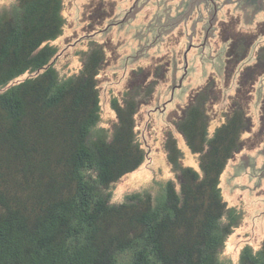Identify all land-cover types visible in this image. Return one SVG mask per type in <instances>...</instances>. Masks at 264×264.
I'll return each mask as SVG.
<instances>
[{
	"label": "trees",
	"instance_id": "obj_1",
	"mask_svg": "<svg viewBox=\"0 0 264 264\" xmlns=\"http://www.w3.org/2000/svg\"><path fill=\"white\" fill-rule=\"evenodd\" d=\"M63 0L0 5V264H264V238L223 254L242 212L223 196L221 175L242 149L250 117L239 102L210 130L213 79L189 94L172 125L196 165L183 164L176 135L163 148L174 178L113 202V186L146 150L136 128L153 86L111 96L102 125L94 40L74 72L56 65ZM134 71V70H133ZM146 88V89H145Z\"/></svg>",
	"mask_w": 264,
	"mask_h": 264
},
{
	"label": "rangeland",
	"instance_id": "obj_2",
	"mask_svg": "<svg viewBox=\"0 0 264 264\" xmlns=\"http://www.w3.org/2000/svg\"><path fill=\"white\" fill-rule=\"evenodd\" d=\"M9 1L0 0V5ZM133 1L63 0L65 25L52 42L59 51L56 65L72 73L80 65L82 51L90 46L89 40L100 43L106 53L98 75L101 123L105 126H110L115 117L109 106L111 96L121 95L131 85L154 88L150 102L140 106L136 115L146 159L136 171L115 183L113 202L122 201L133 190L150 186L157 189V182L175 179L163 148L167 131L177 137L183 164L197 167L196 156L186 150L172 125L176 110L187 103L191 92L213 79L208 95L211 131L236 102L246 107L250 128L243 130L242 149L228 161L221 175L227 204L242 212L223 249L225 256L236 257L241 246H259L264 238V0L251 4L248 0H218L217 24L206 40L209 18L204 8V22L195 25L200 14L189 11L186 4L179 5L180 0H160L159 4L147 0L140 11L134 8V14L121 22ZM170 6L175 8L172 14L176 17L167 21ZM114 20L118 23L112 25ZM231 41L238 56L243 47L247 54L243 61L235 63L232 59L226 67ZM256 56L259 60L254 63Z\"/></svg>",
	"mask_w": 264,
	"mask_h": 264
},
{
	"label": "flooded vegetation",
	"instance_id": "obj_3",
	"mask_svg": "<svg viewBox=\"0 0 264 264\" xmlns=\"http://www.w3.org/2000/svg\"><path fill=\"white\" fill-rule=\"evenodd\" d=\"M252 1L253 0H248L247 1V4H251L250 2H252ZM254 1H256V0H254ZM257 1L259 2V0H257ZM146 2H147V0H134L133 1V4H131L129 10L126 11V12H124L122 18L119 19V20L121 22H123V20H125L127 17H129L130 15H133L134 13H132V11L134 10V8L136 9V11L137 10L140 11L145 6V3ZM155 3L159 4L160 3V0H155ZM178 4L181 5V6H182V4H186L188 6V9H190V8L192 9V10L191 9L189 10L191 12L198 11V14H200V16L198 18H196V20L194 22L195 25H198V23L200 21H203L204 22V18L202 17V9L201 8H204L206 10L205 13L207 14V16L209 18L208 19V22L205 25V36H204V40H206V36L207 37L209 36L208 34L215 29V25L217 24V22H215L216 19H217V10H218V8H220V5H221L219 3V1L218 0H180ZM172 9L174 10L175 8L173 6H170L169 11L166 12V14H167L166 20L167 21H170L171 18L174 19L176 17V15L173 16ZM177 15L178 16H181L180 14H177ZM128 20H131V19L129 18ZM117 23L118 22L116 20H114V22L112 23V25L117 24ZM155 38H156V36H155ZM229 40H232V39L228 38V41ZM154 41L157 42L158 40L155 39ZM234 43L235 42H232L227 47V55L225 57V62H224V65L226 67L229 64V61L232 60V59H233V61L235 63H238V62L243 61L246 58L245 56L247 54V50H245V48L243 47L242 48V55H239L238 56V54L235 52V48H236L235 46H236V44H234ZM203 47H204V43H203V45H202L201 48H203ZM203 49L200 50V51L201 52H204ZM186 54L187 53H184V61L185 62H187ZM233 55H234V57H233ZM258 60H259V57L256 56V59H255V62L254 63H256Z\"/></svg>",
	"mask_w": 264,
	"mask_h": 264
},
{
	"label": "bare ground",
	"instance_id": "obj_4",
	"mask_svg": "<svg viewBox=\"0 0 264 264\" xmlns=\"http://www.w3.org/2000/svg\"><path fill=\"white\" fill-rule=\"evenodd\" d=\"M219 122V121H218Z\"/></svg>",
	"mask_w": 264,
	"mask_h": 264
}]
</instances>
